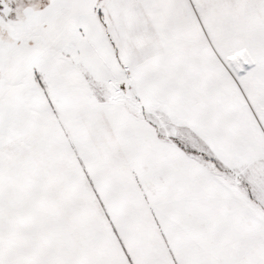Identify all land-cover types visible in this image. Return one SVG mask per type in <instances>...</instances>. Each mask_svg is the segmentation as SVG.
Masks as SVG:
<instances>
[{"label":"snow or ice","instance_id":"snow-or-ice-1","mask_svg":"<svg viewBox=\"0 0 264 264\" xmlns=\"http://www.w3.org/2000/svg\"><path fill=\"white\" fill-rule=\"evenodd\" d=\"M0 264H264V0H0Z\"/></svg>","mask_w":264,"mask_h":264}]
</instances>
